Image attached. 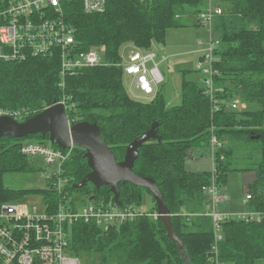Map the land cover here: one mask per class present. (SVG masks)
I'll list each match as a JSON object with an SVG mask.
<instances>
[{"label": "trees", "instance_id": "obj_1", "mask_svg": "<svg viewBox=\"0 0 264 264\" xmlns=\"http://www.w3.org/2000/svg\"><path fill=\"white\" fill-rule=\"evenodd\" d=\"M222 1L228 7L222 8L223 15L213 24V35L221 40L214 63L217 111L204 85L188 79L191 72H183L180 103L171 105L162 90L151 102L130 96L122 68L128 51L151 53L157 45H166L169 30L203 27L199 18L208 0H108L107 9L96 14L85 13L82 1H65L63 20L75 31L77 52L105 48L101 66L64 77L58 56L0 62V109L29 112L26 121L66 100L74 124H98L117 162L124 161L134 140L154 124L158 129L161 141L151 140L139 148L134 172L156 182L171 212L174 231L184 242L183 254L168 238L163 222L146 212L133 222L107 230L95 222L75 223L69 253L82 264H214V223L207 215L210 200L204 192L213 172L186 168L189 152L211 148L213 136L225 143L215 157L220 189L227 186L232 173H254L255 179L248 184L250 207L264 212V0ZM236 100L243 109H229ZM30 141L61 150L41 134L0 138V208L36 195L51 210L59 205L61 198L50 177L44 189L14 190L5 185L9 174L44 171L37 161L22 154V147ZM64 153L70 155L61 178L69 181L65 192L73 198L74 206L117 204L107 186L97 190L89 183L75 188L91 172L86 151L75 147ZM119 191L122 208L142 209L148 194L155 204L151 212L157 211L149 190L127 183L120 184ZM222 233L221 262H264V223L233 220L222 224Z\"/></svg>", "mask_w": 264, "mask_h": 264}, {"label": "built area", "instance_id": "obj_2", "mask_svg": "<svg viewBox=\"0 0 264 264\" xmlns=\"http://www.w3.org/2000/svg\"><path fill=\"white\" fill-rule=\"evenodd\" d=\"M82 1L87 14L102 13L107 9L108 0H0V62H22L28 57L58 56L61 60V73L65 77L74 75L86 68L101 66L104 63L105 48H91L86 52H77L75 31L63 20L62 2ZM214 0H208V7L200 15V22L211 28L209 47L198 63L197 72L204 76L206 94L214 101V110L219 109L215 100L218 89L215 87L214 63L221 40L213 35V24L217 16L223 15V9L213 6ZM154 52L145 53L138 49L123 62L125 75L135 78L132 87L144 97L153 99L164 83V75L156 63ZM167 58H164L166 61ZM153 64L149 69L148 65ZM59 104V103H57ZM66 108V100L60 102ZM242 106V107H241ZM243 109L240 101L230 103L229 109ZM11 117L18 122L29 116V112H10L0 109V118ZM69 118L70 125L75 121ZM225 147L216 136L212 137L213 175L210 186L204 192L210 200V211L214 223V264H226L219 260V243L223 241L222 224L229 221L247 224L264 223V212L254 211L250 207L252 196L245 197L242 211L227 212L220 205L228 200L222 194L217 183L215 157L217 149ZM73 149V148H71ZM22 154L34 160L39 159L49 177L54 181L60 202L55 210L42 201L41 209L34 207L31 213L22 212L16 202L4 204L0 208V264H82V261L69 253L73 225L79 221L95 222L103 230L111 226L135 221L146 212L139 208H122L117 204L89 203L73 205V198L65 192L68 180L61 178L64 163L70 154L56 150L48 145L27 143ZM154 220H159L158 211L149 212Z\"/></svg>", "mask_w": 264, "mask_h": 264}, {"label": "water", "instance_id": "obj_3", "mask_svg": "<svg viewBox=\"0 0 264 264\" xmlns=\"http://www.w3.org/2000/svg\"><path fill=\"white\" fill-rule=\"evenodd\" d=\"M39 134L43 137L48 136L50 143L63 151L75 147L86 151L85 157L91 172L75 188L82 189L89 183L97 190L107 186L119 205H121L120 184L130 183L149 190L156 202L157 211L165 225L168 238L177 243L179 253L183 254L184 242L174 231L171 212L156 182L134 172V165L139 158V148L151 140L161 141L155 124L129 145L124 161L117 162L112 150L102 138L98 124L81 122L71 126L66 108L60 103L46 108L24 122H18L8 116L0 118V138L24 139ZM94 199L91 198L90 201Z\"/></svg>", "mask_w": 264, "mask_h": 264}, {"label": "rangeland", "instance_id": "obj_4", "mask_svg": "<svg viewBox=\"0 0 264 264\" xmlns=\"http://www.w3.org/2000/svg\"><path fill=\"white\" fill-rule=\"evenodd\" d=\"M213 6H221L223 9L228 7L222 0H214ZM211 36L212 32L209 26L190 29H171L167 32L166 45H157L155 47L154 53L158 56L156 63L159 64V69L164 75V83L160 85L159 90H162L171 105L180 103L182 74L184 71L191 72V75L188 77L190 81H196L204 85V76L197 72V67L200 57L204 56L205 51L209 47ZM201 42L204 45H200ZM132 51L130 53L128 51L126 55L131 54ZM164 58H167V60L164 61ZM148 68H153V64H149ZM132 80V77L125 75L124 84L130 96L142 102H151L152 99L144 97L132 88ZM135 83L136 80L134 78V85ZM30 142L34 143L35 141ZM192 155H195V158H192ZM35 161L40 164L38 166L43 170V163L39 159ZM186 168L192 172L206 171V169L209 172L213 171L212 148H196L191 150L186 162ZM48 177L49 172L45 169L38 174H9L5 177V185L7 188L14 190L44 189L47 187ZM254 179V173L235 172L230 174L227 186L221 190L222 194L229 197V199L220 205V210L229 212L242 211L244 209V199L248 192V184L253 182ZM42 201L43 198L36 195L28 196L16 203L22 212L31 213L34 207L41 209ZM79 203L83 202L79 199ZM154 207L155 204L152 198L148 194H145L142 210L151 212ZM256 264H264V262L258 261Z\"/></svg>", "mask_w": 264, "mask_h": 264}, {"label": "crops", "instance_id": "obj_5", "mask_svg": "<svg viewBox=\"0 0 264 264\" xmlns=\"http://www.w3.org/2000/svg\"><path fill=\"white\" fill-rule=\"evenodd\" d=\"M204 27V26H203ZM200 45H204V43L203 42H201L200 43ZM169 57V56H168ZM202 57V56H201ZM201 57H200V59H201ZM129 77H131V76H129ZM133 78V77H132ZM132 87H134V78H133V80H132ZM195 155H192V158H195L194 157ZM213 162V161H212ZM201 172H204V171H201ZM206 172H209V170H207L206 169ZM252 183V182H251ZM248 191V190H247ZM247 194H248V192H247ZM246 197V196H245ZM228 199H229V197H228ZM245 200V199H244ZM223 211V210H222ZM227 212H229V211H227ZM214 234H215V231H214ZM223 234V233H222Z\"/></svg>", "mask_w": 264, "mask_h": 264}]
</instances>
